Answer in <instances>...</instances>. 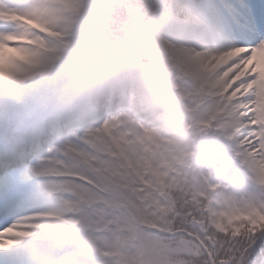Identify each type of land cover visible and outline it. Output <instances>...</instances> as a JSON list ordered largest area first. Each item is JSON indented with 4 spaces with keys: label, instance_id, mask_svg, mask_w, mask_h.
I'll return each instance as SVG.
<instances>
[{
    "label": "clouds",
    "instance_id": "obj_1",
    "mask_svg": "<svg viewBox=\"0 0 264 264\" xmlns=\"http://www.w3.org/2000/svg\"><path fill=\"white\" fill-rule=\"evenodd\" d=\"M168 2L29 0L36 14L0 26L14 34L0 36V124L48 126L52 194L38 187L46 206L35 211L58 215L0 231L25 237L29 264H208L187 249L236 237L251 247L264 234V142L246 135L258 77L240 79L264 35L203 9L173 27ZM209 52L224 62L214 75L226 97L189 75Z\"/></svg>",
    "mask_w": 264,
    "mask_h": 264
},
{
    "label": "snow or ice",
    "instance_id": "obj_2",
    "mask_svg": "<svg viewBox=\"0 0 264 264\" xmlns=\"http://www.w3.org/2000/svg\"><path fill=\"white\" fill-rule=\"evenodd\" d=\"M164 7L173 27H179L178 21L182 15L191 17L194 11L203 9L209 14L222 15L233 22L243 24L250 33L264 35V3H257L256 0H204L203 3L193 0H169ZM10 8L14 14L21 17L39 11L29 0H22L20 4ZM23 22L14 19L7 23L14 25ZM13 35L0 32V36ZM52 127L55 131H60L55 125ZM246 128V135L254 141L253 146L264 142V125L257 123L246 125ZM88 131L90 134L91 129ZM47 136L48 126L36 117L19 118L7 125L0 124V231L22 217L17 215L18 211L26 203L39 197L38 187L52 194V190L41 180L48 173L40 163L45 159L41 152ZM56 147L57 145L50 144L47 151L51 152ZM55 215L58 213L32 211L23 217L32 220L51 218ZM192 224L194 226L196 221ZM42 227L54 229L57 225L45 224ZM189 234L191 239H196L195 235ZM24 239L22 236L14 238L6 235L0 240V264H29V248L24 245ZM204 245H207V248ZM204 245L197 249L188 248L187 254L194 257H211L208 264H216L219 257L224 258L221 264H236L237 260L240 264H264V234H260V238L251 247L239 237L223 242L205 240ZM88 247L99 251L91 241H88ZM81 264H91L87 255H84Z\"/></svg>",
    "mask_w": 264,
    "mask_h": 264
},
{
    "label": "rangeland",
    "instance_id": "obj_3",
    "mask_svg": "<svg viewBox=\"0 0 264 264\" xmlns=\"http://www.w3.org/2000/svg\"><path fill=\"white\" fill-rule=\"evenodd\" d=\"M22 0H0V9H4V11H0L1 14H4L5 16H0V19H3L4 21L8 22L11 20H18V21H25L26 17H21L18 14H14L11 11L10 6H16L20 4ZM3 26V25H0ZM259 50V52H257ZM209 58L211 60L210 63H206L203 66H196L194 67L189 75L191 76L192 80L196 83V86L199 91L204 92L209 91L214 93L213 96L217 97H226L228 94L232 91L231 88L228 89L227 92L224 91L222 85L224 83L223 79H219L215 77L214 73L217 69L223 66V61L218 62L216 59H212L213 56L218 55L214 52L208 53ZM235 55V53L233 54ZM246 63L249 65V68L245 72H240V79H243L245 76L253 72L257 75V80L254 82L253 87L256 90V94L258 99L264 96V86L261 83H264V47H261L260 49H254L251 52V55L248 56ZM240 67H243L241 65ZM239 71V69H237ZM230 77H226L225 79H229ZM236 85H234L235 87ZM241 92H243V88H241L240 92L236 93L235 98H241ZM234 98V99H235ZM257 99V100H258ZM247 111V109H244ZM252 111L255 112V105L252 108ZM251 115V112L248 113ZM247 125H254L252 121H248ZM251 140V138H249Z\"/></svg>",
    "mask_w": 264,
    "mask_h": 264
}]
</instances>
